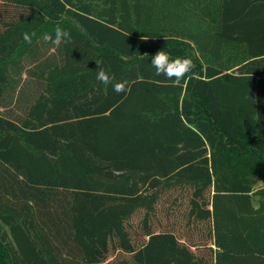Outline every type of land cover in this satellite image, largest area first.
Here are the masks:
<instances>
[{"label":"trees","instance_id":"16d2710c","mask_svg":"<svg viewBox=\"0 0 264 264\" xmlns=\"http://www.w3.org/2000/svg\"><path fill=\"white\" fill-rule=\"evenodd\" d=\"M159 50L193 61L179 86ZM228 153L264 158V0H0V264H264V185L225 190ZM186 195L208 242L153 230Z\"/></svg>","mask_w":264,"mask_h":264},{"label":"rangeland","instance_id":"374dc122","mask_svg":"<svg viewBox=\"0 0 264 264\" xmlns=\"http://www.w3.org/2000/svg\"><path fill=\"white\" fill-rule=\"evenodd\" d=\"M167 1V0H165ZM157 3H161L162 0H156ZM197 19V17H196ZM171 20L169 19V22ZM194 23L192 19H186V23ZM168 20L164 17V10L161 5V10L158 15L154 16V22L150 24L151 27L154 28H163L167 26ZM202 23V21H198L197 23ZM177 27L181 25L177 22L173 21ZM171 24V23H170ZM232 49L229 50V53ZM263 164L264 158L260 155L251 157V158H239V156H235L231 153L225 154L221 158V168L222 174L221 179L224 182L223 188L225 190H242V191H250L253 192L257 187L264 185V181L262 180V171H263ZM252 197L257 199L256 195L252 193ZM174 205L169 206V202H163L161 200V206L157 208V211L154 217L151 219L153 224V230L159 232L165 229H172L174 230L177 237L185 240L186 237H191L192 240H195L197 243L208 242L206 233L207 228L204 223L198 221H192L190 226L187 225V213H188V195L184 198V204L181 205L179 208H172ZM164 208L171 210L172 212L166 213ZM144 215V211H141L135 214L132 217V236L135 241L138 239H143L139 237V230L137 227V220L140 219L141 216ZM187 241H189L187 239ZM204 248L199 247L196 249L197 252H203ZM129 256L123 252H112L109 255V258H113L115 256Z\"/></svg>","mask_w":264,"mask_h":264},{"label":"clouds","instance_id":"9594fccd","mask_svg":"<svg viewBox=\"0 0 264 264\" xmlns=\"http://www.w3.org/2000/svg\"><path fill=\"white\" fill-rule=\"evenodd\" d=\"M32 35H35L33 33ZM44 40L51 42L52 44L59 46L62 42L70 41V33L59 25L54 30V36L46 34L43 37ZM24 40L31 43V36L28 33H24ZM151 65L156 71V75L165 76L168 80L172 81L173 86H179L184 78L193 70L195 65L191 58L176 59L170 58V56L164 50L157 51L151 59ZM96 79L103 84H112L113 90L116 93L126 91V82L112 83L114 77L110 76L105 70L98 71Z\"/></svg>","mask_w":264,"mask_h":264}]
</instances>
